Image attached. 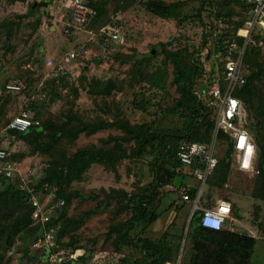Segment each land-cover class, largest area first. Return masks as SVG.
I'll use <instances>...</instances> for the list:
<instances>
[{
  "label": "rangeland",
  "instance_id": "obj_1",
  "mask_svg": "<svg viewBox=\"0 0 264 264\" xmlns=\"http://www.w3.org/2000/svg\"><path fill=\"white\" fill-rule=\"evenodd\" d=\"M40 1L42 0H27L10 4L0 0V82L15 79L25 89V92L8 100L4 113L0 114V129L19 114L30 112L26 109L33 101L40 106L45 103L48 114L58 115L70 108V102L67 101L72 100L75 103V110L89 119L101 117L113 121L117 113H120L121 119L131 125L152 123L157 119L159 127L170 128L174 125L169 124L170 116L161 117L156 113L170 109L176 100L182 98V94L179 83L176 82L179 70L162 52L163 45L167 51L174 52L180 49H189V53L195 51L196 57L209 71L214 57L209 60L208 54L215 50V39L229 31L231 27L228 23L224 29L217 25L214 14L218 8H208L203 12L200 21L197 9L201 0H160L167 4L183 2L181 8L173 11L174 17L169 19L148 11L145 5L148 0H138L129 9L121 12L118 7L116 9V2L111 1L106 16L97 20L91 29L86 27L83 30H76L69 36L63 28L67 15L64 21H59L56 16L64 0H53L48 8L40 7L33 11L32 6ZM232 4L238 11H244L245 7L240 2L233 1ZM226 5L225 0H222L220 6ZM109 28L117 29V40L109 36ZM69 52L78 53L73 62L64 65L65 70L62 72L69 75L67 76L69 85L74 83L80 89L84 79L86 85L92 79L105 82L112 80L121 90L114 91L107 97H92L81 88L79 97L74 99L67 85L61 90L58 101L49 102L47 92L45 94L42 92L44 83L51 82L55 62H59ZM253 59L264 62V51L254 55ZM143 101L148 102L146 111L138 108V103ZM249 131L257 146L250 128ZM121 135L122 133L114 127L106 128L93 136L82 134L73 145H70L69 152L73 154L90 144L103 147V141ZM1 141L9 148L10 161L18 168L13 180L21 178L26 182L30 180L36 182L46 175L49 163L45 155L34 154L18 160L14 156L27 151L25 144L10 134L0 136ZM213 142L214 137L211 143ZM225 148L223 140L215 141L217 157L223 156ZM259 153L257 147L256 166ZM149 165L148 157L141 160H124L116 165L115 169L95 164L86 174L84 181L71 186L69 191L81 193L87 199L74 197L65 209L68 216L79 219L85 212L91 213L85 218L81 229L76 232L80 239L79 247L108 254V259L122 255H131L135 259L141 257L139 248L124 247L120 253L114 251L112 239H107L106 233L118 219L125 221L131 216L127 209L120 215L117 214L128 202H122L123 194L128 198L134 195L140 197L150 190L152 176ZM256 178L257 174L231 168L228 184L222 189L209 191L210 199L207 205L213 206L216 199H222L230 201L237 207V211H233L226 222L224 230L233 229L255 237L257 244L251 255V264H264V202L252 197ZM183 184L196 185V181L179 178L176 181L177 191L171 186L161 190L155 202L156 212L160 214L159 219L142 233L143 237L159 241L172 223V218H176L178 228L186 224L184 233L174 227L177 234L183 237V239L176 237L181 243V248L184 246L186 229L193 217L191 215L193 204L181 201L179 190ZM2 187L0 183V189ZM207 191L208 186L205 187V193ZM169 193L171 196L167 195ZM162 194L164 196L161 197ZM173 201L175 205L170 208ZM50 208L53 211L51 200L47 199L48 212ZM59 232L60 230L56 229L55 235L57 236ZM20 239L17 237L13 240L8 251L6 245L3 247V252L7 251L4 264H36L30 259V255L25 254V246ZM68 241L69 237L62 239L64 243ZM40 254L43 255L42 252ZM179 260L178 257L177 264Z\"/></svg>",
  "mask_w": 264,
  "mask_h": 264
},
{
  "label": "trees",
  "instance_id": "obj_2",
  "mask_svg": "<svg viewBox=\"0 0 264 264\" xmlns=\"http://www.w3.org/2000/svg\"><path fill=\"white\" fill-rule=\"evenodd\" d=\"M4 1L16 4L27 0ZM111 1L116 2V9L118 7L121 12L129 9L138 0L86 1L91 11L95 13L90 17L87 28L91 29L97 20L106 16L107 7ZM221 1L201 0L197 9V16L201 21L203 12L207 11L208 8H218L214 14L217 21L223 20L231 26L229 31L215 39V50L208 54L209 60L214 57V62L209 71L196 57L195 51V53H189V49H180L173 52L167 51L164 45L162 47V52L166 58L179 70L176 82L179 83L182 94V98L176 100L170 109L156 113L157 116L161 117L170 116L169 124H174L170 128L159 127L157 119H154L152 123L131 125L121 119L120 113H117L113 121L101 117L89 119L75 110L73 100L67 101V103L70 102V108L58 115L48 114L45 103L40 106L33 101L28 105L26 110L32 112L34 119L38 120L40 124L31 126L25 132L9 131L11 136L24 143L27 148L26 152L14 157L22 160L26 156L34 154L45 155L49 165L46 175L36 182L34 180L26 182L21 178L13 180L15 178L0 176V183L3 185L0 189V264H4L6 253L17 237L21 238L20 241L22 240L25 246L24 252L30 255L32 261H35L36 264H45L44 257L40 254L41 251L32 248V240L42 231V225H34L32 218L34 208L29 204V199L38 195L45 186L49 187L53 195V199H51V206L53 205L52 221L46 224L45 229L54 232L56 229L60 230L56 236L59 247L84 251V254L79 256L77 260H67L60 264L91 262L96 264H175L182 249L181 264L185 262L187 264H251V255L256 247L257 239L246 233L242 234L227 229L207 230L200 225L201 212L198 211L194 213L189 222L185 244L182 248L179 239L176 238L182 236L177 234L175 228L177 227L184 233L186 224L178 228L176 218H173L172 223L159 241H153L142 236V233L159 219L160 214L156 212L155 202L161 190L171 186L175 188L174 191H177V179H194L192 176L194 169L183 165L178 159L177 153L181 144L185 141L210 144L215 135L216 107L212 105L208 91L207 95L202 98L198 97L197 92L208 89L215 83L223 85L227 69L226 46L232 42H236L239 46L243 45V38L238 33L245 28L249 19L244 7V11H238L232 4L233 1H236L243 5L241 0H225L227 5L223 7L220 6ZM52 2L53 0H42L35 5L36 8L32 6L31 9L35 11L40 7L48 8ZM182 3L178 1L167 4L160 0H148L145 5L151 13L169 19L174 17L173 11L183 6ZM209 13L212 14V12ZM63 28L65 31L69 30V36L70 33L74 32L65 24H63ZM257 29L255 39H264V30L260 27ZM262 51L264 50L254 47L253 44L246 48L244 65L246 83L237 90L236 95L247 111V130L249 131L250 128L254 134L260 152L256 166L259 174H257L252 197L264 202V62L253 59L254 55H258ZM75 54L78 55V53ZM57 62L54 64L51 82L44 83L42 88L44 94L47 92L49 102H54L53 100L61 97V90L65 89L67 85L74 99L79 97L81 88L92 97H107L111 96L114 91L121 90L112 80L105 82L92 79L86 85V79H84L80 89L74 83L69 85L67 83V76L69 75L62 74L65 69L60 71L56 68L59 63ZM187 62H192V64ZM8 80L0 82V87H4ZM181 80L183 83H180ZM24 90L23 86L21 91L16 93L4 90L0 96V114L4 113L5 106L9 103L8 100L15 95H20ZM138 108L146 111L148 102L138 103ZM109 127L116 128L122 135L112 136L108 141H103V147L90 144L70 154V145H73L82 134L93 136ZM216 140H223L226 148L223 156L218 157V165L207 181L208 191L203 193L199 201V205H203L205 208H216L221 201L229 202L232 205L230 201L216 199L214 205L209 206L207 205L210 199L208 194L209 191L222 189L228 184L231 168L238 170L234 160V147L229 137L224 133H218ZM126 145L128 146L126 147ZM3 146L5 144L1 141L0 147ZM147 157L150 159L149 166L152 176L150 190L140 197L134 195L132 198H128L126 194H123L122 202H128L126 207L122 206L117 214L120 215L127 209L131 216L125 221L118 219L106 233L107 239H112L114 251L120 253L124 247L139 248L141 257L135 259L131 255H122L108 259V254L96 253L93 250H85L79 247L80 239L76 236V232L81 229L85 218L91 213L85 212L79 219H72L68 216L65 209L74 197H80L82 200L87 199L81 193L69 191L71 186L74 183L84 181L86 174L95 164L115 169L116 165L124 160H141ZM8 180H10L9 183ZM183 186L185 185L183 184ZM196 196L197 184L191 190V201L189 202H193L192 200H195ZM174 205L175 202L173 201L169 207L172 208ZM233 211L236 212L237 207L232 205V213ZM239 218L236 217V219ZM8 237L11 238L9 242H6ZM66 237H69L68 243L62 242V239ZM5 245L7 251L3 252Z\"/></svg>",
  "mask_w": 264,
  "mask_h": 264
},
{
  "label": "built area",
  "instance_id": "obj_3",
  "mask_svg": "<svg viewBox=\"0 0 264 264\" xmlns=\"http://www.w3.org/2000/svg\"><path fill=\"white\" fill-rule=\"evenodd\" d=\"M245 7L248 20L245 28L241 29L238 35L243 38V45L239 46L232 42L226 46V72L224 83L220 85L215 83L208 89L198 91V97L210 96L211 103L216 107V127L214 142L203 144L198 142L185 141L181 144L177 156L180 162L192 167L194 170L192 176L197 183V196L194 203V211H201L200 225L211 231H220L224 228L226 221L232 214V205L228 202H220L216 209H201L199 201L205 189L208 179L214 173L218 165V157L215 150V141L218 133L226 134L234 147V160L238 170L245 173L259 174L256 169L257 146L247 130L248 114L241 100L237 97V90L246 83L245 52L249 45H254L264 50V39L256 40L255 35L257 28L264 30V0H241ZM67 14H66V13ZM95 13L91 11L85 0H64L63 4L57 11L59 21L67 20L64 23L68 28L83 30L88 25L90 17ZM220 28H227L223 20L216 21ZM69 32V30H67ZM105 34V30H103ZM117 29L109 28V36L114 40L118 38ZM75 53H67L56 68L63 70L66 63H71L76 58ZM78 56V55H77ZM53 66V63H51ZM22 84L15 79L9 80L4 87H0V96L3 91L20 92ZM39 121L34 119L32 112H23L21 115L13 118L7 123V126L0 129V136L9 134V131L25 132L33 125H39ZM11 153L6 146L0 147V176L14 178L17 165L10 161ZM194 186L185 185L179 190L183 201H191V189ZM47 199H53V195L48 186H45L38 195L29 199V204L34 208L33 221L34 225H42V231L39 232L32 240V248L40 250L43 253L45 264H60L67 260H77L84 254L79 249H60L56 235L53 230L45 229L47 223L52 221L53 211H47ZM63 205V203H62ZM47 251H49L46 259ZM86 264H96L95 262Z\"/></svg>",
  "mask_w": 264,
  "mask_h": 264
},
{
  "label": "crops",
  "instance_id": "obj_4",
  "mask_svg": "<svg viewBox=\"0 0 264 264\" xmlns=\"http://www.w3.org/2000/svg\"><path fill=\"white\" fill-rule=\"evenodd\" d=\"M197 184V183H196ZM207 185V184H206ZM192 186H194V185H192ZM206 187V186H205ZM191 190H193V188L191 189ZM205 192V189H204V191H203V193ZM203 193H202V195H203ZM202 197V196H201ZM182 201V200H181ZM183 202V201H182ZM221 202H226V201H221ZM184 203H192L193 205H194V203L193 202H184ZM229 203V202H228ZM199 206H201L200 208L201 209H216V208H205L203 205H199ZM196 211H194V206H193V210H192V216L194 215V213H195ZM198 212H201V211H198ZM187 216H190V215H187ZM172 220H173V218H172ZM229 220V219H228ZM227 220V221H228ZM226 221V222H227ZM226 225V224H225ZM225 225H224V227H225ZM188 227V226H187ZM187 230V229H186ZM223 230H224V228H223ZM232 231H235V230H233L232 229ZM182 252H183V249H182ZM182 252H181V254L179 255V258H180V260H179V263L178 264H181V256H182ZM175 264H177V263H175Z\"/></svg>",
  "mask_w": 264,
  "mask_h": 264
},
{
  "label": "water",
  "instance_id": "obj_5",
  "mask_svg": "<svg viewBox=\"0 0 264 264\" xmlns=\"http://www.w3.org/2000/svg\"><path fill=\"white\" fill-rule=\"evenodd\" d=\"M10 239V237L8 238V240ZM8 240H7V242H8ZM48 254H49V251H47V255H46V259H47V257H48Z\"/></svg>",
  "mask_w": 264,
  "mask_h": 264
}]
</instances>
